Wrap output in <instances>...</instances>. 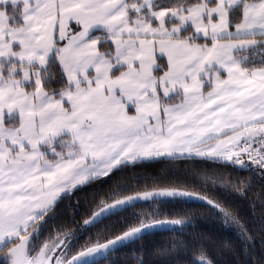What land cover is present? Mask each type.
Here are the masks:
<instances>
[{"label": "snow or ice", "instance_id": "1", "mask_svg": "<svg viewBox=\"0 0 264 264\" xmlns=\"http://www.w3.org/2000/svg\"><path fill=\"white\" fill-rule=\"evenodd\" d=\"M101 253L264 264V0H0V264Z\"/></svg>", "mask_w": 264, "mask_h": 264}, {"label": "trees", "instance_id": "2", "mask_svg": "<svg viewBox=\"0 0 264 264\" xmlns=\"http://www.w3.org/2000/svg\"><path fill=\"white\" fill-rule=\"evenodd\" d=\"M152 162H143L141 165H138L139 168H151ZM127 171V170H126ZM147 182V178L144 176H137L134 178L133 183L125 184L121 187V191H131L135 184H143ZM189 202L173 200V199H157V200H149L140 203L133 204L129 207L121 209L101 221L83 227L79 230L75 239L73 240V244L78 246L83 243L88 238H95L96 235L100 232H118L130 225H133L138 222L140 219L139 210L140 209H154L158 204L160 209L163 211H167L169 213L178 211L182 206ZM151 236H147L144 239H150Z\"/></svg>", "mask_w": 264, "mask_h": 264}, {"label": "water", "instance_id": "3", "mask_svg": "<svg viewBox=\"0 0 264 264\" xmlns=\"http://www.w3.org/2000/svg\"><path fill=\"white\" fill-rule=\"evenodd\" d=\"M157 199H161V198H155V199H152V200H157ZM167 199H171V198H167ZM144 201H149V200H134V201H132V202L127 203V204L124 206V208L129 207V206H131V205H133V204H136V203L144 202ZM124 208H123V209H124ZM120 210H121V209H120ZM118 211H119V210H118ZM115 212H117V211H115ZM115 212H110L108 215H106V216L100 218V219L98 220V222L101 221L102 219L106 218L107 216H109V215L115 213ZM96 223H97V222H96ZM92 225H93V224H92ZM147 236H149V235H145L144 238L147 237ZM137 239H140V237H137ZM129 245H130V242H127V241H126V242L124 243V245H122V249L128 247ZM105 255H106V253H101V254H98V255L95 256V257H88V258H85L84 261H83V264H95V263H98V262H100V261H102V260L104 259V256H105Z\"/></svg>", "mask_w": 264, "mask_h": 264}, {"label": "flooded vegetation", "instance_id": "4", "mask_svg": "<svg viewBox=\"0 0 264 264\" xmlns=\"http://www.w3.org/2000/svg\"><path fill=\"white\" fill-rule=\"evenodd\" d=\"M95 264H101V261H100V262H98V263H95Z\"/></svg>", "mask_w": 264, "mask_h": 264}]
</instances>
